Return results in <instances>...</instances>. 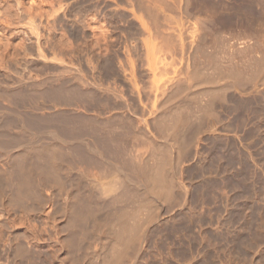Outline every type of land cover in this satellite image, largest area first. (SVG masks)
Listing matches in <instances>:
<instances>
[{
  "label": "rangeland",
  "instance_id": "rangeland-1",
  "mask_svg": "<svg viewBox=\"0 0 264 264\" xmlns=\"http://www.w3.org/2000/svg\"><path fill=\"white\" fill-rule=\"evenodd\" d=\"M65 1L67 36L64 37L68 38L69 42L65 39V48L68 45L66 48L68 50L65 49L66 88L63 89L64 91L68 88L76 89L78 92L67 90L65 97L69 98L68 102L65 101L62 109L54 107L59 104L56 93L59 92L57 90L59 87H56L57 89L53 87L59 83L55 75L59 69V62L57 59L54 60L56 52L59 54L61 48L60 42L56 39L59 38L58 26L55 28L58 31L53 30V35L56 34L57 37L52 36L54 37L52 41L56 39L54 47L59 52L55 48L54 51L51 47L53 45L50 46L48 59L43 62L45 67H41L43 70L40 74L48 77L46 78L50 81V84L47 82L48 87L51 86V91L54 93L56 90L57 94L52 93L51 99L47 98L51 100L48 102L49 106L52 108L53 105L54 108L50 110V113L55 115H50L51 121L54 119V122H58L61 119L60 125L69 128L68 132L65 129L68 135L73 132L70 129L74 127L80 128L82 132L80 129H74L78 139H75L73 132L71 134L74 138L70 134L73 142L71 138L68 141L66 132L64 131L65 134L60 132L64 128H55V124L58 127V122L52 124L54 129H60L58 131L62 133V137L64 136L63 142L61 139L57 141L56 137V140L52 139L54 135L51 133L48 134V137L52 136L50 139L46 136L45 141L43 138V141L49 143V148L52 146L51 150L54 148L56 153L60 151L57 155L62 156L63 163L59 162V157L60 167L58 166L57 171L59 174L62 172L61 180L57 172L53 174L54 170H47L48 168L40 161L36 163L38 160L33 162L46 168L48 176L44 172L47 180L51 181L49 177L57 175L55 178L51 177L57 181L56 185L54 186L52 184L54 181H51L49 185L51 183L53 187L46 189V192L54 191L56 201H60L58 207L55 206L57 211L54 212L52 220L38 210L37 201L21 204L11 199L8 187L5 185L1 187L0 214L9 212L13 219L1 226L3 238L0 239V264H264V0H190V2L188 0V8L183 7L184 11L180 0H139L140 4L138 0ZM142 5L156 8L159 11L157 17L160 19L159 17L154 19L156 16H153V13H157L155 9L152 11V7L150 9L145 7L148 8L150 12L148 13L145 8H141ZM185 8L189 9L190 13ZM135 15H143L144 19L141 16L139 19ZM195 15L199 22H196ZM190 16L196 23L188 19ZM148 20L156 27L148 25L155 29L151 30L152 36L148 34L150 31H145L146 28L142 27L149 23ZM198 23H201L202 29L196 27L197 25L200 27ZM90 25L95 27L92 26L95 31ZM55 95L56 101L58 100L56 105H54L56 101L52 100L55 99ZM0 103L8 104L9 100L1 97ZM59 110H63L66 116ZM25 112L27 113L26 109ZM33 112L37 113L35 122L40 123L38 118L40 119L41 112ZM60 113L62 116H57L61 115ZM83 117L84 120L88 118L90 124L95 121L92 124L97 125L99 121L98 131L102 135L99 137L98 131L95 133L99 139L107 138L106 141L100 139L99 144L93 143L98 139L91 130L96 125L89 126V122H84ZM179 117H183L181 118L183 121ZM69 118L71 119L68 120ZM5 119L8 121L0 127L3 136L10 138L16 136L21 141L30 138L31 129L29 131L23 127L19 120H11V117L3 120ZM112 119L119 123L125 122L126 125L124 126L125 123L122 125L126 127L127 130L123 129L127 132L120 130L123 126H118L120 125L118 123L114 126L115 121H110ZM76 120L77 122H74ZM78 120L85 123L81 124L83 127L88 124L87 128L81 127ZM64 121L70 126L74 125L73 128L66 126L68 124ZM100 122L103 125L107 123L104 127L110 122L114 128L110 125L112 128L107 127L108 131L103 128V131ZM177 123L181 127L177 126ZM171 124L181 131L178 133ZM36 126L38 130H42L40 124ZM172 128L175 130L173 133H176L173 137L178 134L175 138L170 133ZM84 129H90L92 135L88 133L90 130ZM109 129H115L110 131L112 136L113 134L115 136L111 137V134L108 136L104 133L105 131L110 133ZM35 131L39 140L42 133L40 134L37 129ZM93 135L96 136L97 139L94 137L96 140H93ZM82 138L84 140L81 141ZM115 139H120L118 144L123 148L115 145L118 142ZM85 140L86 149L83 142ZM107 140L112 141V143L109 141L112 144L109 146L115 153L118 152L116 148L121 150L119 152L121 156L111 151V147L105 144ZM43 141L38 142L44 143ZM100 142L105 144L101 147L107 146L105 152H109L110 149V153L121 157V161L122 156L128 155L129 157L125 156L124 160L130 159L129 161L133 160V163L130 165L127 160L128 162L125 161L129 165L127 166V163L122 162L127 169L138 166L137 163L146 162V166L151 165L149 168L154 175L155 170L157 173L162 166L163 171L167 170L166 177L168 176L174 183L164 177L166 182L162 186L168 185L167 188H163L170 189V192L166 191L169 192L168 195L165 196L164 193L161 196L164 190L160 191L156 186L154 191L152 184L151 188L143 191L137 189L133 183L130 185L124 182L123 179L120 186L123 184H126V187L131 186L132 191L129 188L125 189V186L124 188L121 186L120 189L127 193L120 191L118 183L121 177L119 176L116 187L113 179H117L118 176L115 172V177L111 174L114 163L105 157L108 152L106 155L104 152L101 158L93 152V147L91 149L94 144L98 147ZM10 147L11 145H6L0 149L1 161H7ZM79 149L82 152L88 150L89 153L86 152L88 153L86 155L91 153L89 156L93 157L87 158ZM102 150L104 151L103 148ZM94 157H100L101 162L103 159V163L100 162L103 167L100 163L99 167L94 164L96 162ZM119 157L111 159L116 160L114 161L116 163L120 161ZM100 159L97 158V161ZM135 161L138 162L134 164ZM104 164L107 165L106 168ZM156 164L159 168H156ZM41 165H36L39 171ZM108 167L111 173H108ZM62 168L65 171H61ZM165 173L163 172L164 176ZM76 179H80V183H76ZM92 179L93 182H98L94 185ZM91 182L93 187L100 182L104 184L113 182L117 191L119 190L116 192L113 189L115 200L113 196L111 198L109 194L106 195L109 190L110 194L113 192L109 189L111 183L105 184L109 190L105 189L103 195L101 193L103 187L99 192L101 186L98 184L99 189L93 188ZM167 182L169 184H166ZM134 187L143 192L140 194L133 192ZM149 189L152 192L148 191ZM156 190L158 193L160 191L159 195ZM85 193L89 199L96 198V203L95 200L86 199ZM117 193L121 196L118 198L121 199L119 201ZM131 193L133 195L137 193L138 198L135 197L136 194L132 196L135 198H131ZM183 193L186 196L182 197ZM102 196L104 197L102 200L98 199ZM72 197L80 204L83 198L84 207L92 203L88 209L85 208L91 216L94 215L96 207L99 210L95 212L96 215L99 212L98 218L95 217L96 223L92 222L90 216H83L91 220L87 219L86 222L84 219L82 224L86 228L89 226L87 231L90 228L87 236L82 234L85 237L80 236L82 231L79 233V229L73 231L74 227L70 226L72 223L68 224V218L71 219L68 214L70 211L69 206L65 205ZM65 199L67 200L64 201ZM136 199L141 200V203ZM87 200L89 204L85 202ZM133 209L138 212H134ZM130 212L133 217L137 213V217L132 218L135 223L132 221L131 224L139 223L140 228L135 227L136 232L129 223L134 233L129 230L128 232L133 237L135 235V240L132 243L133 237L129 236L132 237L129 238L132 244L128 242L127 246L124 244L128 251L126 252L125 247L118 248L122 250L121 253L125 250L123 256L118 250L114 251L118 255L113 256L112 251L117 244L115 228L124 221L120 216L126 213L128 220L125 221L130 222ZM76 236L80 237L82 240L80 238L79 240L82 242L78 243L79 241L75 240ZM129 244L131 248H128ZM113 258H117L115 263Z\"/></svg>",
  "mask_w": 264,
  "mask_h": 264
},
{
  "label": "bare ground",
  "instance_id": "bare-ground-1",
  "mask_svg": "<svg viewBox=\"0 0 264 264\" xmlns=\"http://www.w3.org/2000/svg\"><path fill=\"white\" fill-rule=\"evenodd\" d=\"M148 1V0H147ZM175 1H177V0H175ZM138 2H139V0H138ZM188 2V0H180V4H181V7H182V9H183V11H184V8L183 7H185V6H187L186 8H188V5H189V2H190V0H189V2H188V4H186ZM65 3H66V1L65 0H0V98L1 97H3V98H7L8 100H9V103L8 104H2V103H0V127H1V125L2 124H4V123H6L8 120H6L5 119V121L3 120L4 118H10L11 117V120H19L20 121V123L22 124V126L23 127H25L26 129H28L29 131H31L32 130V132H31V136H30V138H27V139H23L22 141H21V139H18L16 136H11V138L10 137H7V136H3L1 133H0V149H2V148H4V146H6V145H11V147L9 148L10 149V151H9V155H8V158H7V161L6 162H4V161H1L0 160V194H1V191H2V189H1V187L3 186V185H5L6 187H8V189H9V191H10V194H11V199H13V200H16L17 202H19V203H21V204H29V203H31L30 201H33V200H35V201H37V203H36V205H37V207H38V210L46 217V218H54L53 216H54V212H56L57 211V209L55 208V206H57L58 207V202H60L59 200H58V202L56 201V195H54L53 193H54V191H49L50 192V194H49V192L47 191L46 192V189L47 188H52L53 187V185L55 184V182L57 183V181H55V180H53L55 177H57V175L55 176V175H53L54 176V178H51V177H53V176H50L49 178L50 179H52L51 181L53 182H51L49 179V181L47 180V176H48V173H47V171H45L46 170V168H48L47 170H54V171H52L53 172V174H54V172H55V174H56V172L59 174V172L57 171L58 169H59V167H60V165H59V162H62V156L60 157V161L58 162V160H59V157H58V155H57V153H59V152H55V150H53L54 148H52V150L48 147V145H49V143L48 142H45L46 141V136L48 137V134L49 135H54V137L52 138V139H54V140H56V139H58L57 141H59V139H61L60 141L61 142H63V140H64V136L62 137V133L63 134H65L64 133V131H65V129H66V131H67V128L68 127H64L63 126V124H61L60 125V122L62 123V121H61V119H59V123L58 122H54V119L51 121V119H50V115H52V116H55V115H53L52 113H50L51 111V109H54L53 108V105H52V108H51V106H49V101H51V100H48L47 98H49V99H51L50 97H51V95L53 96V94L56 92V90H55V92L53 93L52 91H51V89H52V87L50 86V87H48L49 85L47 84V82L49 81V79H46V78H48V77H45L44 75H41L40 73L42 72V70H43V68H41V67H45V65H44V63L43 62H45L47 59H48V51H49V48L51 49V47H53V49L55 48L56 49V47H54V45H55V40L56 39H58V42H60V52L58 51V49H56L58 52H59V54H57V52H56V57H54L55 59V61H56V59H57V61L59 62V69H58V71H57V73H55V75H57V82H59L58 84H56V86H53V87H55L54 89H57L58 87V91L59 92H56V93H58V99H59V101H58V103L59 104H57V101H56V98H57V94L54 96L55 97V99H52V100H55L56 101V103H54V105H58V106H54L56 109H57V107H58V109H62L63 108V104H65L66 102L65 101H67V100H69V98H68V96H67V98L68 99H66V94H67V90H72V91H77L76 89H70V88H68V89H66L65 91H64V89L66 88L65 86V69H66V63H64L65 62V56H66V50H68V49H66L67 47H68V45H66L67 47L65 48V43L66 42H69V39L67 40L66 39V37H64V36H67L66 34H65V29H66V31H67V27H66V25H65V23H66V20H65V15H66V7H65ZM141 2H139L138 4H140ZM145 2H143V4H144ZM176 3V2H175ZM149 4V3H148ZM147 5V4H146ZM155 5H156V3H155ZM159 5V4H158ZM144 5H142V7L141 8H145V7H148L149 9L152 7H150V5L149 6H145V7H143ZM154 6V5H153ZM161 6V5H160ZM155 7H157V6H155ZM147 8V9H148ZM180 8V7H179ZM186 8H185V10H186ZM146 9V8H145ZM146 9V10H147ZM155 9V10H154ZM181 9V10H182ZM140 10H142V9H140ZM157 11L156 10V8H153L152 7V11ZM149 11H151V10H149ZM151 11V12H152ZM161 11V10H160ZM186 11H188L189 12V9H187ZM185 11V13H187ZM147 12H148V10H147ZM146 12V13H147ZM158 12L159 11H157V13L155 14V13H151V15H153V16H156V17H154V19L155 18H158L157 17V14H158ZM163 12V11H162ZM148 13H150V12H148ZM147 13V14H148ZM183 13V12H182ZM184 13V14H185ZM190 13V12H189ZM188 13V14H189ZM192 13V12H191ZM135 14V13H134ZM160 14V13H159ZM149 15V14H148ZM162 15V14H161ZM163 15H165V14H163ZM183 15V14H182ZM190 15V14H189ZM192 16H193V14H191ZM136 16V15H135ZM140 16L142 17L143 15H139V16H136V17H139V19H141L140 18ZM185 16H187V14H185ZM192 16H190V18H188V19H191L192 20ZM196 16V15H195ZM68 17V16H67ZM149 17H152V16H149ZM187 17H189V16H187ZM143 19H144V17H142ZM153 18V17H152ZM196 18V19H195ZM195 18H193V19H195L196 20V22L198 21L199 22V20H198V18H197V16L195 17ZM142 19V20H143ZM159 19H160V17H159ZM165 19V18H164ZM199 19H200V17H199ZM65 20V21H64ZM158 20V19H157ZM195 20H192V21H194V23H196L195 22ZM201 20H202V18H201ZM200 20V21H201ZM140 21V20H139ZM145 21V20H144ZM149 21V20H148ZM154 21H156V20H154ZM154 21H152V22H154ZM143 22V21H142ZM147 22V21H146ZM157 22V21H156ZM203 22V21H202ZM141 23V22H140ZM67 24V23H66ZM142 24H144V23H142ZM141 24V25H142ZM198 24H200V27L197 25L196 26V24H195V26L196 27H198V28H201L202 29V25H201V23H198ZM146 25V26H145ZM148 25H151L150 24V21H149V23L148 24H144L142 27H145L146 28V30L145 31H150V33H148V34H150L151 36H152V34H151V30L153 29V28H156V27H153V24L151 25V26H148ZM159 25V24H158ZM158 25H156L155 24V26H158ZM59 27V38H56L57 36H56V34H55V36L53 35V32L54 31H56L55 30V28L56 27ZM91 26V25H90ZM93 26V25H92ZM92 26H91V28H92ZM162 26V25H161ZM194 26V25H193ZM195 26H194V28H195ZM94 27V26H93ZM95 28V27H94ZM94 28H92V30L94 29ZM144 28V29H145ZM159 28H160V26H159ZM158 28V29H159ZM197 29V28H196ZM54 30V31H53ZM57 30V31H58ZM154 31H155V29H153ZM152 30V31H153ZM93 31H95V30H93ZM195 29H194V33H195ZM200 31V30H199ZM198 32V29H197V31H196V33ZM57 34V35H58ZM52 36H54L56 39H54L53 41H52V38H54V37H52ZM75 37V36H74ZM65 39L67 40L66 42H65ZM55 41V42H54ZM57 42V43H58ZM54 43V44H53ZM67 44H69V43H67ZM192 44H194V43H192ZM51 45H53V46H51ZM195 45V44H194ZM51 46V47H50ZM59 46V44H57V47ZM71 46V45H70ZM55 49H54V51H55ZM66 49V50H65ZM50 52V51H49ZM52 52H53V50H52ZM55 53V52H54ZM53 53V54H54ZM58 62H57V64H58ZM56 77V76H55ZM49 84H50V81H49ZM58 85V86H57ZM57 87V88H56ZM65 87V88H64ZM51 88V89H50ZM64 88V89H63ZM53 89V90H54ZM64 92H66L65 94H64ZM69 92V91H68ZM78 92V91H77ZM53 93V94H52ZM71 93V92H70ZM76 93V92H75ZM77 94V93H76ZM38 95L40 96V97H38ZM70 95V94H69ZM73 97V93H72V95H70V97ZM53 97V98H54ZM71 97V98H72ZM39 98H41V99H39ZM68 102V101H67ZM31 108V109H30ZM25 109L27 110V113L25 112ZM30 109V110H29ZM29 110V111H28ZM33 111H39V112H41V114H39L40 115V119L38 118V120L40 121V123H38V122H35L36 121V119H37V117H36V114L33 112ZM55 111V110H54ZM58 111V110H57ZM62 114H65V116H66V113H63L61 110H59ZM24 113V114H23ZM55 113H56V111H55ZM59 113V112H58ZM60 113V114H61ZM62 114L61 115H57V116H62ZM38 116V115H37ZM56 116V118H58ZM64 116V117H65ZM69 116V115H68ZM74 116V115H73ZM179 116V115H178ZM180 116H182V115H180ZM63 117V118H64ZM72 117V116H71ZM75 117V116H74ZM53 118V117H52ZM55 118V119H56ZM66 118V117H65ZM64 118V119H65ZM68 118V117H67ZM78 118V117H77ZM81 118V117H80ZM79 118V119H80ZM177 118V117H176ZM180 118V117H179ZM181 118H183V117H181ZM180 118V119H181ZM71 118H69L68 120H70ZM75 119V118H74ZM83 120H84V117L82 118ZM88 119V118H87ZM85 119L84 120V122L86 121V123H88L90 120L88 119ZM178 119V118H177ZM186 119V118H185ZM37 120V121H38ZM67 120V121H68ZM92 120H94V119H92ZM182 120V119H181ZM3 121V122H2ZM56 121V120H55ZM72 121V120H71ZM79 121V120H78ZM88 121V122H87ZM111 122H113V121H115L114 119H112V120H110ZM128 121V120H127ZM158 121H159V119H158ZM183 121V120H182ZM184 121H186V120H184ZM64 122H66V121H64ZM63 122V123H64ZM74 122H77V120L76 121H74ZM80 122V121H79ZM84 122H82V123H84ZM91 122V121H90ZM90 122H89V126L93 123V122H95V121H93L91 124H90ZM97 122V121H96ZM99 122V121H98ZM97 122V125H96V123H94L97 127H98V129H97V127H96V130H95V127L94 126H91V127H94V129H91V127H90V129L91 130H93V132H94V134L97 136V138L99 139V137H100V134L102 135V133L100 132L99 133V123ZM107 122V121H106ZM174 122V121H173ZM52 123H58L57 125H58V127L56 126V124H55V128H59L60 127V129L61 128H64V130H62V131H60V129H54V125L52 124ZM67 123V122H66ZM65 123V124H66ZM81 122H80V125L82 124ZM101 123V122H100ZM104 123H105V121H104ZM109 124V126L107 125V127H110V125L113 127V124L112 123H110V122H108ZM116 123H118V124H120V125H118V126H121L123 123H125V122H123V121H121L120 123L119 122H116L115 121V123H114V126H115V124ZM184 124H186V122H183ZM36 124H40V126L39 127H41L40 129H42V130H38L39 128H37V126H36ZM52 124V125H51ZM68 125H66V126H70L69 125V123H67ZM78 124V123H77ZM85 124V123H84ZM94 124H92V125H94ZM107 124V123H106ZM106 124H104L103 125V123H101V125H103V126H101L102 127V129L101 130H103V128H105V130H107V127H104V126H106ZM174 125L176 124V122L175 123H173ZM178 125L177 126H179L180 124H181V122H180V124L179 123H177ZM87 125L88 124H86V126L84 125V127L85 128H87ZM126 125V123L124 124V126ZM183 125V124H182ZM61 126H63V127H61ZM72 126V128H73V126L74 125H71ZM71 126H70V128H71ZM75 126H76V124H75ZM123 126V125H122ZM121 127V129H120V127H119V129L120 130H123L124 132L127 130L126 129V127ZM127 126H130V125H127ZM171 126H173L172 124H171ZM177 126H173L175 129H176V127ZM184 126V125H183ZM183 126H182V128H183ZM81 127H83V125H81ZM83 127V128H84ZM112 127H110V128H112ZM167 127V126H166ZM180 127H181V125H180ZM180 127H178V128H180ZM114 128V127H113ZM118 128V127H117ZM116 128V129H117ZM123 128H125V129H123ZM129 128V127H128ZM168 128H171V127H168ZM181 128V129H182ZM31 129V130H30ZM37 129V131H39V133L41 134H43L44 135V137H41V135H39L40 137H39V140H37V138H38V135L36 136V130ZM74 129H75V127H74ZM74 129H70V130H73V132H74ZM77 129V128H76ZM75 129V130H76ZM80 129V128H79ZM79 129H77V130H79ZM90 129H84L85 131L86 130H90ZM119 129H117V130H119ZM173 129V128H172ZM60 132H62V133H60ZM68 130H69V128H68ZM90 130V132H88V133H91L92 131ZM95 130V131H94ZM112 130H115V129H112ZM112 130H110L109 129V132L110 131H112ZM174 130V129H173ZM172 130V132H170V133H172L171 135H172V137L174 136V135H176V133L174 134L173 132H175V130L173 131ZM177 130V129H176ZM40 131H42V132H40ZM65 131V132H66ZM80 131H81V129H80ZM96 131H98V134H99V137H98V135L96 134L97 132ZM104 131V130H103ZM108 131V130H107ZM181 131V130H180ZM179 130H177V132L179 133L180 132ZM68 132V131H67ZM66 132V134L65 135H67L66 137L67 138H69V140L68 141H70V138L71 137H73L74 138V136H75V132H74V136L71 134V133H73L72 131H71V137H70V134L68 135V133ZM82 132V131H81ZM84 132V131H83ZM96 132V133H95ZM113 132H115V131H113ZM119 132H122V131H119ZM127 132V131H126ZM51 133V134H50ZM104 133H106L107 135L108 134H111L112 132H110V133H107L106 131L104 132ZM116 133H117V131H116ZM115 133V134H116ZM38 134V133H37ZM61 134V135H60ZM78 134V133H77ZM76 134V135H77ZM106 134H104V136L106 135ZM119 134V133H118ZM174 134V135H173ZM91 135H92V133H91ZM125 135V134H124ZM33 136V137H32ZM96 136H94L93 135V138L95 137L96 138ZM109 136V135H108ZM113 136H115L114 134H113ZM112 136V134H111V137H113ZM118 136V135H117ZM177 136H178V134H177ZM177 136H175V137H177ZM52 136H50V137H48L49 139L51 138ZM55 137H56V139H55ZM65 137V138H66ZM76 137V136H75ZM77 137H78V135H77ZM75 138V139H78V138ZM84 137V136H83ZM175 137H173V138H175ZM40 138H41V140L43 141V138L45 139V141H43L44 143H42V142H38V141H41L40 140ZM93 139V140H96V139ZM102 138V137H101ZM100 138V139H101ZM117 138V137H116ZM119 138V137H118ZM72 139V138H71ZM86 139V138H85ZM96 140L97 142H93V143H98L99 144V141H100V139L99 140ZM107 139V138H106ZM106 139H104V140H102V141H106ZM113 139V138H112ZM170 139V138H169ZM53 140V141H54ZM66 140V139H65ZM82 140H84L83 138L81 139V141ZM88 140V139H87ZM92 140V139H91ZM90 140V142H92ZM116 140H118V139H115V141ZM124 140V139H123ZM48 141V140H47ZM101 141V142H102ZM110 140H107V142H105V144L108 146V147H111V146H109V144H111L112 143V141H110ZM114 141V140H113ZM114 141V142H115ZM169 141H172V140H169ZM65 142V141H64ZM72 142H73V139H72ZM84 142V145H85V143H86V140L85 141H83ZM82 142V143H83ZM101 142H100V145H98V147H100L101 148V150H100V148H98L95 144L94 145H92L91 146V149H92V147H93V152H95L98 156H101V158H102V156H104L103 154H104V152H105V149L107 148V146H105V147H101L102 145L104 146L105 144L103 143V144H101ZM117 142V141H116ZM120 142V139L118 140V142L117 143H115V145L117 144V146H122L121 144H118ZM123 142V141H122ZM45 143H46V145H45ZM48 143V144H47ZM65 143H67V142H65ZM81 143V144H82ZM124 143V142H123ZM51 144V143H50ZM70 144H71V142H70ZM89 143H88V147H89ZM112 145V144H111ZM115 145H114V147H115ZM73 146V145H72ZM83 146V145H82ZM81 146V147H82ZM53 147H56V146H53ZM75 147V146H74ZM86 147H87V145H85V149H86ZM102 148L104 149V151L102 150ZM121 148H123V146L121 147ZM126 149V148H125ZM71 150V149H70ZM80 150V149H79ZM82 150H84V148L82 149ZM88 150H89V152H90V147L88 148ZM88 150H86V152H88ZM116 150H118V152L116 151V153H118L117 155H119V156H121L120 155V151L121 150H119V149H117L116 148ZM81 151V150H80ZM91 151V152H92ZM102 151H103V153H102ZM111 151H114V150H112V147H111ZM124 150H122V152H123ZM76 152V151H75ZM82 152V151H81ZM80 152V153H81ZM85 151H83L82 153H83V155L85 156L86 154H88V153H86ZM108 152V151H107ZM107 152H105V155H106V153ZM128 152V151H127ZM85 153V154H84ZM110 149H109V152H108V155H109V157H108V155H106L105 157H107V159L109 160V158H110V160H111V162H113L114 163V165H112L113 167V169L115 170H111L109 167H108V169H109V171L108 170H106V171H108V173L110 172V170H111V172H113V173H111V174H113V176L114 175H116V174H114V172L115 173H117V176H118V178L117 179H115L114 177V179L113 178H111V181H112V179H113V181H114V184L116 185V187H118L117 186V183H118V179H120V177H121V180L119 181V190L121 191L122 190V188H124V186L126 185H124L123 183H121V184H123V185H121V186H123L121 189H120V182L122 181V179H123V181L124 182H127V183H130V185H131V183H133L134 185H135V187H137V189H143V191H144V189H148V187L149 188H151V187H153V185H154V188H152L154 191H155V188H156V186H157V189L158 190H164L163 188H167V186L168 185H166L165 187H163L162 186V184L164 185V183L166 182H164V177L165 178H169L168 176L166 177V171L167 170H165V171H163V168H162V166L160 167V169L159 170H157V173H156V170H155V173H153L154 175H156V176H154V175H152L151 174V170L152 169H150L149 167H151V165H148V166H146V162H142V161H140V162H142L141 164H139V163H137V165L138 166H136V167H130L129 169H127L125 166H123L124 164L123 163H127L130 159H127V160H124L126 157H129L128 155L125 157V156H122L123 158H122V160L123 161H121V157H119V159H120V161L119 162H114V161H116V160H112V159H115V157H116V159L118 158L116 155L114 156L112 153H110ZM114 153H115V151H114ZM115 153V154H116ZM91 154V153H90ZM89 154V155H90ZM96 154H95V156H96ZM111 154L113 155V157H111ZM123 154V153H122ZM60 155H62V154H60ZM83 155H81V157L83 156ZM89 155H86L87 156V158H88V156ZM93 155V154H92ZM80 156V155H79ZM78 156V157H79ZM133 156V155H132ZM131 156V157H132ZM90 157H93V156H89V158ZM95 158V157H94ZM98 159H100V157H97ZM97 158H95L96 160V162L94 163V164H96V166L98 165V167H99V164L98 163H100L101 162V159L99 160V162L97 161ZM112 158V159H111ZM133 158V157H132ZM82 159H83V157H82ZM93 159V158H92ZM92 159H91V161H92ZM106 159V158H105ZM34 160H38L36 163H38L39 161L41 162V164L43 163L44 165L43 166H46V168H44L41 164H36V163H33V162H35ZM81 160V159H80ZM138 160V159H137ZM140 160V159H139ZM138 160V161H139ZM82 161H84V160H82ZM87 161V160H86ZM105 161H107V160H105ZM104 161V162H105ZM118 161V160H117ZM125 161H127V162H125ZM133 161V160H132ZM128 162L129 164L131 163H133V162ZM138 161H135V163L134 164H136V162H138ZM154 161V160H153ZM2 162H4L3 164H2ZM123 162V163H122ZM148 162V161H147ZM63 163V162H62ZM88 163H89V160H88ZM92 164H93V162H91ZM101 163H103V159H102V162ZM100 163V166L102 165ZM108 163V162H107ZM106 163V164H107ZM128 163H127V166H129L128 165ZM144 163H145V165H144ZM149 163V162H148ZM152 163V162H151ZM34 164H35V166H34ZM90 164V163H89ZM130 164V165H131ZM133 164V165H134ZM150 164V163H149ZM161 164V163H160ZM162 164H165V163H163L162 162ZM36 165L38 166V165H41L42 166V168L40 169V171H39V169L36 167ZM62 165V164H61ZM110 165H111V163H110ZM109 165V166H110ZM157 165V164H156ZM59 166V167H58ZM63 166H64V164H63ZM106 166L107 165H105L104 164V167L106 168ZM152 166H154V165H152ZM40 167V166H39ZM58 167V168H57ZM101 167H103V166H101ZM43 168H44V170H43ZM156 168H159L158 167V165L156 166ZM101 169H104V168H100V170ZM165 169V168H164ZM42 170V171H41ZM62 170H64L63 168L61 169V171ZM46 172V174H47V176H46V174H45V172ZM65 171V170H64ZM103 171V170H102ZM161 171H163L164 173H165V176H164V174H163V172H161ZM168 171H170V170H168ZM105 172V171H104ZM50 173V172H49ZM51 174V173H50ZM60 174H62V172L60 173ZM59 174V176H58V178H60L61 177V175ZM167 174H169L168 172H167ZM52 175V174H51ZM107 175V174H106ZM152 175V176H151ZM107 176H109V174L107 175ZM111 176V175H110ZM120 176V177H119ZM153 176H154V178H153ZM170 176V175H169ZM112 177V176H111ZM58 178H56L57 180H58V182H59V179ZM84 179V178H83ZM89 179V178H88ZM166 179V180H167ZM60 180H61V178H60ZM80 180V179H79ZM79 180H77L76 179V183H80V181ZM115 180H117L116 181V183H115ZM169 181L171 180L170 178L168 179ZM174 180V179H173ZM87 181V180H86ZM90 181V180H89ZM92 182H93V179L91 180ZM108 181H110V178H108ZM172 181V180H171ZM49 182H51L53 185H51V183H50V185H49ZM91 182V185H92V187H93V183H94V185H95V183H97V182H93L92 183ZM90 183V182H89ZM111 183V184H110ZM171 183H173V181L171 182ZM99 184V183H98ZM97 184V185H98ZM102 184H104V183H102V182H100V188L101 189H99L98 188V186L96 185V187L99 189V192H101L100 190H102V187H103V189L104 190H102V192L101 193H103V191H105V189H106V185H109L110 184V186L112 185L114 188H111L110 186H109V189H112V191H113V189H114V191H116V192H118L117 191V188L114 186V184H113V182H109V184H107V183H105L104 185H102ZM152 184V186L150 187V185ZM166 184H169L168 182L166 183ZM174 184V183H173ZM56 185V184H55ZM54 185V186H55ZM78 185V184H77ZM128 185V184H127ZM82 186H84V185H82ZM82 186H80L82 189H83V187ZM162 186V187H161ZM171 186H172V184H171ZM75 187V186H74ZM77 187V186H76ZM96 187H93V188H96ZM105 187V188H104ZM126 187V186H125ZM133 187V186H132ZM133 188V192H138L139 194L140 193H142L143 191H138L136 188ZM162 189H161V188ZM77 188H79V187H77ZM90 188V187H89ZM108 188V187H107ZM130 189L131 188V186L129 187V186H127L125 189ZM160 188V189H159ZM169 188V187H168ZM172 188V187H171ZM98 189H97V191H98ZM109 189H106L107 191L109 190ZM116 189V190H115ZM124 189V190H125ZM128 189V190H129ZM47 190H49V189H47ZM79 190H81V189H79ZM84 190V189H83ZM92 190H94V189H92ZM131 191H132V189H130ZM136 190V191H135ZM168 190V189H167ZM166 189L164 190V191H162L161 192V196L164 194V193H166V194H164L165 196H167L168 194L167 193H169L170 191V189L168 190L169 192H166L167 191ZM44 191V192H43ZM96 191V190H95ZM112 192V194H110V190H109V193L107 192V194L106 195H108V196H110L111 198H112V196L114 197L113 199L115 200V196H114V194H115V192ZM131 191H129V192H131ZM148 191H151V189H149ZM160 191H159V193L157 192V190H156V192L158 193V195L160 194ZM106 192V191H105ZM122 192L124 193L125 191H123L122 190ZM128 192V193H129ZM132 192V193H133ZM152 192V191H151ZM150 192V193H151ZM156 192H154V193H156ZM82 193V192H81ZM93 193H98V192H93ZM114 193V194H113ZM120 194H121V192H119ZM119 193H117L118 194V196H117V194H116V197H117V199L118 198H120L121 196H119L120 194ZM122 193V194H123ZM125 193H127V191L125 192ZM131 193V198H138V196L139 195H137V193H135L134 195H135V197H132V196H134L133 194ZM149 193V194H150ZM84 194V193H83ZM90 194V193H89ZM100 194V193H99ZM105 193H103V195H104ZM121 194V195H122ZM144 194H146V192H144ZM142 195V196H146V195ZM172 194V193H171ZM80 195V194H79ZM78 195V196H79ZM124 196H125V194H123ZM150 195H152V194H150ZM77 196V197H78ZM85 198L86 199H89V198H87L86 196V193H85ZM84 196L82 195V197L84 198ZM92 196H93V194H92ZM130 196V195H129ZM147 196H148V194H147ZM164 196V197H165ZM169 196H170V194H169ZM172 196V195H171ZM184 196H186V194H184L183 193V196L182 197H184ZM82 197H80V198H82ZM89 197H91V194H90V196ZM98 197V196H97ZM83 198H82V203L81 204H83L84 203V201H83ZM84 198V199H85ZM92 198H94V197H91L90 199H91V201L93 200H95V199H92ZM102 198H104L103 196L100 198H98V199H100V200H102ZM105 198H106V196H105ZM140 198H141V196H140ZM89 199V200H90ZM116 199V200H117ZM63 200V199H62ZM67 199H65L64 201H66ZM119 200H121V199H118V201ZM135 200V199H134ZM133 200V201H134ZM64 201H62L63 203H64ZM136 201H139V200H137L136 199ZM61 202V204H63ZM66 202H68V204L67 205H65V207L66 206H69V211H70V213H68L69 215V217L71 218V219H69L68 218V221H69V225H70V223H72L70 226H73L74 227V230L73 231H75L76 232V230H78L79 229V233L81 234H79L78 233V236L80 235V236H82V234H84V235H86L87 236V233H88V231H89V229H88V231H87V228L89 227H87L86 228V226L85 227H83L82 226V224H83V222L85 221L84 219H86V222H87V219L88 218H83V216H90L89 218L92 220V222L93 223H96V221H95V217L96 218H98L97 217V215H99V212L97 213V215H96V213L95 212H97V211H99V210H97L98 208L96 207V211L94 210V215L93 216H91L90 214H89V211L87 210L88 208L87 207H89L90 206V204L92 205V203H88L89 201L87 200V201H85V202H87L89 205H87V203H86V205H87V207H84L85 205L83 204V206L81 207V204L79 203V201L77 202V199L75 198V197H72V199H70V200H67ZM57 203V204H56ZM95 203H96V200H95ZM139 203H141V200L139 201ZM138 204V203H137ZM137 204H136V206H137ZM63 205V206H64ZM93 205H94V203H93ZM135 205V204H134ZM61 207H62V205H61ZM93 207V206H92ZM91 207V208H92ZM83 208H84V210H83ZM85 208H87L86 210H85ZM91 208H89V209H91ZM94 208V207H93ZM92 208V209H93ZM56 209V210H55ZM91 209V210H92ZM68 211V210H67ZM68 211V212H69ZM126 211V210H125ZM130 211V210H129ZM133 211H134V209H133ZM135 211L136 212H138L136 209H135ZM134 211V212H135ZM122 212V211H121ZM132 212V211H131ZM130 212V216L132 215V213ZM133 212V213H134ZM9 213V212H8ZM8 213H2V214H0V239H2L3 238V235H2V230H1V226H2V224L3 223H7V222H9L10 221V219H11V221H12V217H11V215H9ZM92 213H93V211H92ZM123 213V212H122ZM121 213V214H122ZM129 213V212H128ZM12 214V213H11ZM83 214V215H82ZM127 214V213H126ZM124 215V214H122V215H124V216H120V218L123 220L124 219V221H120L121 223L119 224V227H116L115 229H117V231H115V233H116V242L115 243H117V244H115V247H114V249H113V256H114V254H116V255H118L117 253H115L114 251L116 250V252H120L121 253V251L122 250H120V249H122V248H124V249H126V252L128 251L127 250V242L128 243H130L129 241H130V239L133 237L132 235H130V233L129 232H131L132 230H131V227H130V224L132 223V221H133V223H135V221H134V219L132 220V218H134V217H137V213L136 214H134V217L133 216H131V219H130V222L129 221H125V219H127L128 218V216L127 215ZM13 215V214H12ZM96 215V216H95ZM14 216H15V214H14ZM119 216H118V219H119ZM129 216V217H130ZM123 217V218H122ZM126 217V218H125ZM49 219V220H50ZM51 219V220H52ZM81 219H83V220H81ZM90 219H88V220H90ZM137 220H138V218H136ZM70 220H71V222H70ZM90 220V221H91ZM96 220H98V219H96ZM128 220V219H127ZM95 221V222H94ZM53 222H54V220H53ZM85 222V223H86ZM89 222V221H88ZM125 222H128V224H129V226H128V224L126 225V223ZM90 223V222H89ZM88 223V224H89ZM117 223V222H116ZM88 224H86V225H88ZM85 225V224H84ZM132 225V224H131ZM136 225V224H135ZM135 225H132V229H134L135 227H137L138 225H139V223L135 226ZM115 226H116V224H115ZM140 226V225H139ZM138 226V227H139ZM127 227H129V229H127ZM134 227V228H133ZM137 227V228H138ZM53 228H54V226H53ZM81 228L83 229V228H86V229H83V230H81ZM137 228H135L134 230L136 231V229ZM140 228V227H139ZM138 228V229H139ZM86 230V231H85ZM128 230H129V232H128ZM85 231V232H84ZM74 232V233H75ZM133 233H134V231H132ZM137 232V231H136ZM135 232V233H136ZM73 233V232H72ZM133 233H131V234H133ZM137 234V233H136ZM82 236V237H85V236ZM75 236V235H74ZM78 236H76V238L78 237ZM129 236H132V237H129ZM134 237H135V235H134ZM134 237L131 239V241H132V243H133V241L135 240L134 239ZM75 238V237H74ZM75 238V240L78 242V243H80V241L82 240L80 237H78L77 239ZM79 238L81 239V240H79ZM130 238V239H129ZM74 240V239H73ZM75 242V241H74ZM82 242V241H81ZM28 243V242H27ZM78 243L76 244L77 246H78ZM132 243H130V244H132ZM72 244H73V242H72ZM126 246H125V245ZM130 244L128 245V248H131V246H130ZM28 245V244H27ZM73 245H75V244H73ZM80 245V244H79ZM117 245V246H116ZM123 245V247H120V246H122ZM119 246V247H118ZM133 246V245H132ZM27 247H29V246H27ZM118 248H120V249H118ZM123 249V250H124ZM118 250V251H117ZM124 252H125V250H124ZM124 252H122L121 253V255L124 253ZM126 254V253H125ZM124 254V255H125ZM120 255V256H121ZM112 256V257H113ZM123 256V255H122ZM121 257H119V259H120ZM114 259V258H113ZM115 259H117V258H115ZM115 259H114V263H115ZM119 259H118V261H119ZM117 262V261H116Z\"/></svg>",
  "mask_w": 264,
  "mask_h": 264
}]
</instances>
